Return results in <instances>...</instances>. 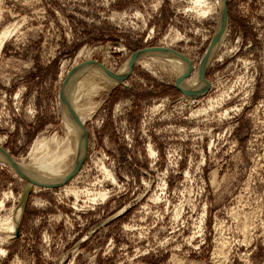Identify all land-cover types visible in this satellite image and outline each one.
<instances>
[{
	"label": "rangeland",
	"instance_id": "rangeland-1",
	"mask_svg": "<svg viewBox=\"0 0 264 264\" xmlns=\"http://www.w3.org/2000/svg\"><path fill=\"white\" fill-rule=\"evenodd\" d=\"M202 1L0 0V150L28 164L55 146L60 90L89 61L164 48L192 83L219 22ZM225 6L200 95L149 56L84 93L80 168L31 182L14 233L27 179L0 158V264H264V0Z\"/></svg>",
	"mask_w": 264,
	"mask_h": 264
},
{
	"label": "bare ground",
	"instance_id": "bare-ground-1",
	"mask_svg": "<svg viewBox=\"0 0 264 264\" xmlns=\"http://www.w3.org/2000/svg\"><path fill=\"white\" fill-rule=\"evenodd\" d=\"M202 2V0H193L194 8L196 10L198 8L200 9V5L202 4ZM219 8L220 11L218 12L217 17V20H219V22L215 34L212 37L210 49L208 53L201 59L199 66L194 73L193 82L190 84L187 83L182 72V62L179 58L182 55L164 48L145 49L131 54V56L127 58L128 61L125 60L121 65V68L116 72L109 71L103 66H100V64L89 61L86 65H82L81 68H75L71 72L68 79V76L66 77L67 80L65 79L63 87L60 90L62 111L61 128H63V136L55 144V146H53L52 148H44L43 146L42 148H44V152H42L41 155L39 154L40 156H38V158L32 160L28 164L11 161L8 157H6L5 153L0 150L1 160L3 159V162H7L12 170L27 179L25 188L21 195L20 203L16 207V210L11 218L10 229L12 230V233H14L17 228L24 202L27 197L26 194H28L27 191L29 190V185L31 184V182L37 185L54 186L72 176L78 170V168H80L83 150L82 146H85L83 133L78 128L79 116L81 112V101L84 93L91 87H100L104 88L106 91H109L117 81H119L130 71V67L135 61L149 56V58H161L162 61L164 60L169 62L171 71L176 76V83L178 82V84L182 88L179 85L177 87L181 88L182 91L194 95H196L195 93L199 92V95L201 94V91L206 88V83L202 80L205 67L212 58L215 50H217L220 41L226 33L225 0H219ZM182 58L188 65V60H186L183 56ZM128 62L129 71L124 73L126 68L125 64H127ZM191 97L193 96L191 95ZM84 156L82 158V161L84 159Z\"/></svg>",
	"mask_w": 264,
	"mask_h": 264
}]
</instances>
